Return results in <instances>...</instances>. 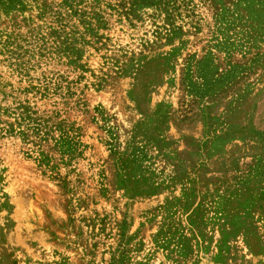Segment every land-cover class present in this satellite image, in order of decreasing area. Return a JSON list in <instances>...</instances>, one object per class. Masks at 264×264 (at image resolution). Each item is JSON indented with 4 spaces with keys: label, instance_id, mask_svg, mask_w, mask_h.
<instances>
[{
    "label": "rangeland",
    "instance_id": "374dc122",
    "mask_svg": "<svg viewBox=\"0 0 264 264\" xmlns=\"http://www.w3.org/2000/svg\"><path fill=\"white\" fill-rule=\"evenodd\" d=\"M0 264H264V0H0Z\"/></svg>",
    "mask_w": 264,
    "mask_h": 264
}]
</instances>
